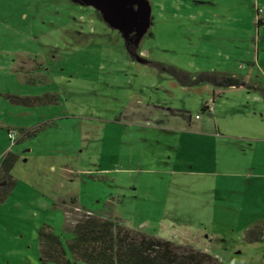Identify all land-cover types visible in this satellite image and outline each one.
<instances>
[{"label":"rangeland","instance_id":"rangeland-1","mask_svg":"<svg viewBox=\"0 0 264 264\" xmlns=\"http://www.w3.org/2000/svg\"><path fill=\"white\" fill-rule=\"evenodd\" d=\"M146 1L114 8L133 24L123 32L79 0H0V91L54 96L33 106L0 96V158L17 155L15 186L0 200V264H42L36 228L44 222L62 233L75 264L59 200L71 205V196L99 216L216 251L219 264H264V231L259 241L241 239L249 223L264 221V141L187 133L189 116L214 121L202 110L213 96L182 90L169 70L251 75L250 91L263 100L264 0ZM15 63L43 80L24 82ZM215 99L220 122L263 135L260 100ZM244 161L256 165L251 179L239 172Z\"/></svg>","mask_w":264,"mask_h":264},{"label":"trees","instance_id":"trees-1","mask_svg":"<svg viewBox=\"0 0 264 264\" xmlns=\"http://www.w3.org/2000/svg\"><path fill=\"white\" fill-rule=\"evenodd\" d=\"M131 53V40L125 45ZM132 56V55H131ZM135 58L134 56H132ZM22 62L23 57H19ZM18 63L16 70L22 72L25 82L34 83L43 80L42 75L33 76L31 72ZM25 67V65H24ZM33 68V67H32ZM31 68V70H32ZM182 84L194 82H208L218 87L240 86L243 81L232 74L210 72L191 78L186 72L169 69ZM4 99L12 104L33 106L49 103L53 94L44 92L38 95H19L1 93ZM202 110H205L204 105ZM36 129L19 132L24 136L34 135ZM17 141V140H16ZM17 160V155L8 151L0 161V200H3L15 186L16 179L11 170ZM61 202L63 210H72L76 204ZM75 221L65 223L63 232L70 233L67 239L68 253L75 264H219V260L212 254L191 246L181 245L174 241L147 234L139 229L124 225L118 219L107 218L97 214H74ZM264 221L261 225L254 224L244 233V240L248 243L259 241L263 237ZM39 253L42 264H71L66 256L61 242L62 233H56L50 223L44 222L37 229Z\"/></svg>","mask_w":264,"mask_h":264},{"label":"crops","instance_id":"crops-1","mask_svg":"<svg viewBox=\"0 0 264 264\" xmlns=\"http://www.w3.org/2000/svg\"><path fill=\"white\" fill-rule=\"evenodd\" d=\"M252 21L256 24L255 22V17H253ZM259 26V25H258ZM18 65V63H15L13 65V67H11V70L14 72V73H18V74H21L22 75V80H24L25 82V77H24V74L22 72H18L16 70V66ZM32 67L28 69H26V71H24V73H26L27 71L29 72L31 70ZM216 72V71H215ZM219 73H226V74H232V75H235L233 73H231V71H218ZM237 77H240L243 81V84L240 85V86H229V87H218V86H215V85H210L209 83H205V84H209V85H205L204 82H201V83H196L194 82L193 80L192 81H189V83H186L185 85L181 83V89L182 90H188L190 88H194V90H206L208 92H210L209 94H211L213 97L211 99V107H212V111L211 112H208L209 114L211 115H214V121H213V118H209L208 119H203L202 117H196L195 115V118H194V122H191V117L189 116V119H190V122L186 125L187 126V129H185V131L187 133H190L191 135H207L208 134H214L215 137H224V138H227V139H234L236 140L235 142L236 143H242L243 141H256V140H261V141H264V133L263 135H261V137H255L252 135V132L254 133L256 131L255 129V126H251L249 125L248 128H239L237 126V124L235 123H225V122H220L219 120H221V113L219 112L218 110V107L220 105L223 104V101H220L218 102L216 99H215V96L219 95V94H223V93H230L232 96H235V97H238V98H242L244 96V98H247L248 96H251L253 100H260V103H263L264 105V88L261 89V90H257L259 92L262 93L263 95V100L261 98H258L259 94L256 93V92H251L250 90L252 89L251 86H249L248 84L251 83V81H253L255 78L251 75H246V76H238V75H235ZM192 79L193 76L191 77ZM193 83H195L196 85H198L197 87H189L191 86ZM248 83V84H247ZM200 84H204V85H200ZM2 92L0 91V94ZM4 93H9V92H4ZM14 94V93H12ZM1 96V95H0ZM4 99V98H3ZM6 100V99H5ZM208 102L206 99H204L202 101V106L205 105V103ZM10 103V102H9ZM12 104V103H11ZM16 105V104H14ZM207 112V111H206ZM210 115V116H211ZM258 127V126H257ZM252 128V129H251ZM8 131V129H7ZM245 132V133H237V132ZM260 132H264V126H261L259 128ZM197 138V137H196ZM9 150H6L3 152L2 156L8 152ZM11 152V151H10ZM1 156V157H2ZM0 161H1V158H0ZM243 166L241 168V170L239 171L240 173L242 172H245L248 170V172H250V174L248 173L249 175V179L252 178L254 172H255V163H251L249 161H244L243 162ZM250 170V171H249ZM252 175V176H251ZM248 183V182H246ZM248 187V184L247 186ZM12 190V189H11ZM11 190L9 191V193L11 192ZM215 190H219V191H222L224 190V188L222 187H219L218 189L216 188ZM8 193V194H9ZM7 194V195H8ZM249 193H245V195H247ZM7 197V196H6ZM5 197V198H6ZM60 198V197H58ZM60 203L61 202H65L67 201L68 199H64L63 197H61L60 199ZM71 201H73L74 204H76V199H74L73 196L70 197ZM49 223V222H47ZM52 225V224H51ZM254 224L252 223H249L247 226H246V229L250 226H252ZM41 226V225H40ZM38 226L36 228V231L37 229L40 227ZM127 226V225H126ZM53 227V226H52ZM129 227V226H128ZM54 229V228H53ZM142 231V230H141ZM146 233V232H145ZM245 233V232H244ZM244 233L242 235V241H245L244 240ZM147 234H150V233H147ZM153 235V234H152ZM38 238V236H37ZM166 239V238H165ZM169 240V239H168ZM172 241V240H171ZM176 243H179L181 245H184L183 243L181 242H176ZM38 251H39V242H38ZM203 251V250H202ZM205 251H208L205 249ZM210 254L214 255L218 260L220 258V254L217 253L216 251H208ZM40 254V253H39Z\"/></svg>","mask_w":264,"mask_h":264},{"label":"water","instance_id":"water-1","mask_svg":"<svg viewBox=\"0 0 264 264\" xmlns=\"http://www.w3.org/2000/svg\"><path fill=\"white\" fill-rule=\"evenodd\" d=\"M80 2L84 3L85 5H92L95 8L99 9L100 12L103 15V19L107 21L110 25H114L115 27L119 28L121 31L125 32L127 27L130 25L133 26L132 23L125 22L123 23L119 16L116 14V10L114 8L118 6H128L130 7V4H147L146 0H79ZM130 5V6H129ZM111 20V21H108ZM142 28H139L138 25H136V32L134 33V36H137L139 34V31Z\"/></svg>","mask_w":264,"mask_h":264},{"label":"built area","instance_id":"built-area-1","mask_svg":"<svg viewBox=\"0 0 264 264\" xmlns=\"http://www.w3.org/2000/svg\"><path fill=\"white\" fill-rule=\"evenodd\" d=\"M261 13V9H256V16H255V20L260 16L259 14ZM256 22V21H255ZM205 110L207 112H211L212 111V107H211V100L206 102L205 105ZM196 117H198V115H196ZM7 135L8 138L11 140V142H15V133L13 131H7ZM72 210H64L65 212V217H66V222L69 220L70 222H74L75 219L73 218L74 214L77 216H81L82 214H91L93 213L92 211L88 210V209H81L79 206L75 205L72 206Z\"/></svg>","mask_w":264,"mask_h":264},{"label":"flooded vegetation","instance_id":"flooded-vegetation-1","mask_svg":"<svg viewBox=\"0 0 264 264\" xmlns=\"http://www.w3.org/2000/svg\"><path fill=\"white\" fill-rule=\"evenodd\" d=\"M257 25V24H256ZM133 38L132 37H130V40H132Z\"/></svg>","mask_w":264,"mask_h":264}]
</instances>
